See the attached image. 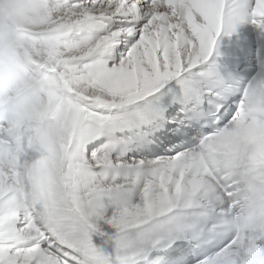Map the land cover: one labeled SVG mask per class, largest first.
Wrapping results in <instances>:
<instances>
[{
    "label": "snow or ice",
    "instance_id": "obj_1",
    "mask_svg": "<svg viewBox=\"0 0 264 264\" xmlns=\"http://www.w3.org/2000/svg\"><path fill=\"white\" fill-rule=\"evenodd\" d=\"M0 69V264H264V0H5Z\"/></svg>",
    "mask_w": 264,
    "mask_h": 264
},
{
    "label": "bare ground",
    "instance_id": "obj_2",
    "mask_svg": "<svg viewBox=\"0 0 264 264\" xmlns=\"http://www.w3.org/2000/svg\"><path fill=\"white\" fill-rule=\"evenodd\" d=\"M253 35V30L251 25L241 26L236 32L232 34L221 33L217 38L216 53L218 55L224 56L223 60H217L220 67L232 65L231 56L235 55L230 49L232 47L238 46V41L241 38H250ZM220 47H225L224 49L218 50Z\"/></svg>",
    "mask_w": 264,
    "mask_h": 264
},
{
    "label": "clouds",
    "instance_id": "obj_3",
    "mask_svg": "<svg viewBox=\"0 0 264 264\" xmlns=\"http://www.w3.org/2000/svg\"><path fill=\"white\" fill-rule=\"evenodd\" d=\"M20 4H24L25 0H18ZM5 3V0H0V4ZM28 12L25 10L24 16L25 18L28 16ZM25 26H29L27 24V20H25ZM16 76V73H14L12 70L9 69H0V85H2L4 82H9L12 79H14ZM0 95H3V89L0 87ZM259 100H264V90H258L255 94V97L253 98V103Z\"/></svg>",
    "mask_w": 264,
    "mask_h": 264
}]
</instances>
